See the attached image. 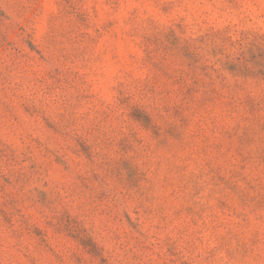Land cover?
I'll return each instance as SVG.
<instances>
[{
	"label": "rangeland",
	"instance_id": "1",
	"mask_svg": "<svg viewBox=\"0 0 264 264\" xmlns=\"http://www.w3.org/2000/svg\"><path fill=\"white\" fill-rule=\"evenodd\" d=\"M0 264H264V0H0Z\"/></svg>",
	"mask_w": 264,
	"mask_h": 264
}]
</instances>
